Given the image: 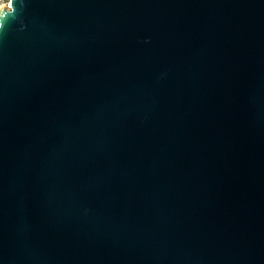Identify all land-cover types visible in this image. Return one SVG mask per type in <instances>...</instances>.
Wrapping results in <instances>:
<instances>
[{
	"label": "water",
	"instance_id": "water-1",
	"mask_svg": "<svg viewBox=\"0 0 264 264\" xmlns=\"http://www.w3.org/2000/svg\"><path fill=\"white\" fill-rule=\"evenodd\" d=\"M24 4L0 264H264V0Z\"/></svg>",
	"mask_w": 264,
	"mask_h": 264
},
{
	"label": "clouds",
	"instance_id": "clouds-1",
	"mask_svg": "<svg viewBox=\"0 0 264 264\" xmlns=\"http://www.w3.org/2000/svg\"><path fill=\"white\" fill-rule=\"evenodd\" d=\"M17 3L20 12H22L25 7L24 0H0V31L5 29L10 20L17 18Z\"/></svg>",
	"mask_w": 264,
	"mask_h": 264
}]
</instances>
